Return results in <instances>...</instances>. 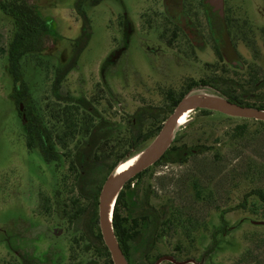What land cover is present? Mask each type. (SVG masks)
Listing matches in <instances>:
<instances>
[{
  "label": "rangeland",
  "instance_id": "1",
  "mask_svg": "<svg viewBox=\"0 0 264 264\" xmlns=\"http://www.w3.org/2000/svg\"><path fill=\"white\" fill-rule=\"evenodd\" d=\"M28 3L38 8L49 31L42 52L21 59L24 84L19 93L7 60L14 27L0 9V27L8 29L0 54V264H107L90 216L69 218L79 197L78 173L69 166L77 147L88 139L84 129L108 122L109 145H117L114 154L96 162L92 192L102 188L111 167L138 154L126 142L140 110L166 112L170 95L177 97L190 86L189 93L216 94L204 86L215 78L237 81L245 89L253 77L264 80V0ZM218 14L229 33L228 46L220 48L222 57L211 35V28L220 27ZM129 26L133 32L126 39ZM114 51L119 52L115 63L105 65ZM67 67L70 71L61 78ZM58 78L59 93L69 100L55 95ZM255 93L264 95V88ZM20 106L23 113L33 108L52 133L57 162L27 147ZM66 117L76 129L69 137L63 135ZM191 117L171 145L193 152L186 162L154 164L131 179L120 208L130 223L128 203L134 215L138 207L132 200L142 203L150 192V209L163 221L179 214L181 223L167 229L149 253L146 248L133 252L136 264L159 255L191 259L190 264H264V202L251 194L264 190V125L217 112ZM153 125L157 122L148 117L143 132ZM80 204L88 207L90 200L82 198Z\"/></svg>",
  "mask_w": 264,
  "mask_h": 264
},
{
  "label": "trees",
  "instance_id": "2",
  "mask_svg": "<svg viewBox=\"0 0 264 264\" xmlns=\"http://www.w3.org/2000/svg\"><path fill=\"white\" fill-rule=\"evenodd\" d=\"M101 0H94V4H97ZM0 9L12 19L14 27V37L13 41L9 43L7 49V60H8V72L12 76L15 90L19 93L24 84L22 76L20 73L21 69V59L33 56V54L41 53V45L48 35L47 24L43 21L40 11L34 5H30L28 0H0ZM220 17V15L218 14ZM220 27L218 29L211 28V35L216 44L215 48L217 50L216 54L218 57H222L221 45L227 44V39L225 38V32H228L226 27L227 23L224 18L220 17ZM129 24V23H128ZM132 29V30H131ZM126 30L127 33L125 38L127 39L133 32V28L129 26ZM218 30V31H217ZM229 33H227L228 35ZM79 40V39H78ZM78 40L75 41L78 42ZM119 52L114 51L105 60V65L110 62L115 63ZM73 60L70 64L71 68L74 69L77 66V62L80 56V50L73 52ZM69 68H66L65 72L59 73L61 78L68 74ZM61 79L55 83V95H57L58 100L64 101L69 100L59 93V87ZM17 86H19L17 88ZM204 86H209L213 89L216 94H219L227 99L241 104L256 107L264 110V95H256L255 91H259L264 88V80L256 79L253 77L250 86L245 89L244 86L239 84L237 81L226 80L224 78H215L212 81L205 83ZM192 86L188 90L181 92L177 97L170 95L171 105L168 107V111L163 110L156 111H142L140 110L137 117L131 121L132 133L127 139L126 144L135 152H140L146 147V143L157 136L166 117L163 115L171 114L179 101L191 90ZM22 95V94H21ZM20 95V96H21ZM85 104L83 101L80 103ZM83 107V106H82ZM85 108V107H84ZM163 112V113H162ZM203 114H209L213 111L200 110L197 111ZM19 115L23 120L24 129L26 132V143L27 147L31 150L39 149L44 159L48 162H57L59 159V153L56 150V143L52 137V133L47 131L44 126L43 120L40 115L33 110L29 109L26 113L19 111ZM67 116V114H65ZM150 117L152 120L157 122L156 127L150 126L153 130L146 133L143 132L144 122ZM163 117V118H162ZM257 121V120H255ZM67 131L63 133L66 136L75 135V125H73L69 118L66 117ZM259 124L264 125L263 121H257ZM108 122L104 123L100 121L97 125H88L84 129V133L87 136V141L83 142L79 147H77L73 159L70 163L69 168L75 171L77 174L76 187L78 189L79 197L73 200L74 206L73 211L70 213V220H80L84 215L89 217L91 224V230L96 228V238L99 241L103 253L107 258V264H113L108 248L105 246L102 235L99 228V218H98V198L101 187L95 188L92 192H89V187L92 184L90 179V174L96 167V162L99 158L108 157L115 153L117 145L110 146L108 139L110 138V131L104 130L108 125ZM102 156H98L97 154ZM193 153V152H190ZM188 151H185L182 147L171 146L163 157L155 164L159 165L161 163L169 162H181L185 163L188 155ZM125 156V155H124ZM122 156V158H124ZM121 159V158H120ZM123 161L126 159H122ZM116 165L110 168V172L115 169ZM148 169L138 174L134 179L141 177ZM132 179V180H134ZM132 180L128 181L120 192L114 210L113 216V226L122 248V251L127 258L129 264H136L134 259V253L146 248V253L156 245L157 242H162L165 232L170 229L172 225H179V214H173L168 217L167 221H163L160 214L152 212L149 206L150 192H145L144 200L139 203L137 199L132 200L133 205L138 207L133 215V209L130 208V203H128V212L133 220L129 223L128 218L123 216L121 213V206L124 205L125 197L130 191ZM102 185V184H101ZM129 190V191H128ZM133 190V189H132ZM252 196H257L260 200L264 202V190H255L251 193ZM250 194V195H251ZM90 200V205L82 206L80 204V199ZM197 199H200V192L197 193ZM138 203V204H137ZM181 223V222H180ZM93 226V227H92ZM90 227V226H89ZM169 227V228H167ZM94 231V230H93ZM134 249V251H133ZM162 255L149 258L146 263L141 264H154ZM166 264H172L170 262H165ZM93 264V263H89Z\"/></svg>",
  "mask_w": 264,
  "mask_h": 264
},
{
  "label": "water",
  "instance_id": "3",
  "mask_svg": "<svg viewBox=\"0 0 264 264\" xmlns=\"http://www.w3.org/2000/svg\"><path fill=\"white\" fill-rule=\"evenodd\" d=\"M200 110L213 111L234 118L264 122V110L262 109L235 103L219 94H186L179 101L172 114L165 120L154 140L136 154L140 156L138 163L131 169L120 174H116V167L102 185L98 202L99 228L103 242L109 250L113 264H129L119 244L113 226L115 205L120 192L128 181L156 164L171 147L179 129V119L181 115L185 112H191L192 115ZM20 111H22V106H20ZM192 120L193 118L190 116L183 127H187ZM112 201L113 207L110 214ZM164 262H170L172 264L194 263L191 259L187 261H178L173 256L165 255L160 257L154 264H163Z\"/></svg>",
  "mask_w": 264,
  "mask_h": 264
},
{
  "label": "bare ground",
  "instance_id": "4",
  "mask_svg": "<svg viewBox=\"0 0 264 264\" xmlns=\"http://www.w3.org/2000/svg\"><path fill=\"white\" fill-rule=\"evenodd\" d=\"M190 116H191V112H185L181 115V117L179 119V128H181L188 121ZM139 159H140L139 155H134V156L122 161L117 166V173L116 174H120L124 171L131 169L132 167H134L138 163ZM112 207H113V201H112L111 206H110V214L112 212Z\"/></svg>",
  "mask_w": 264,
  "mask_h": 264
},
{
  "label": "crops",
  "instance_id": "5",
  "mask_svg": "<svg viewBox=\"0 0 264 264\" xmlns=\"http://www.w3.org/2000/svg\"><path fill=\"white\" fill-rule=\"evenodd\" d=\"M8 32V29L3 26L0 27V54L4 53V46H5V41H4V34ZM6 36V35H5ZM7 37V36H6Z\"/></svg>",
  "mask_w": 264,
  "mask_h": 264
},
{
  "label": "flooded vegetation",
  "instance_id": "6",
  "mask_svg": "<svg viewBox=\"0 0 264 264\" xmlns=\"http://www.w3.org/2000/svg\"><path fill=\"white\" fill-rule=\"evenodd\" d=\"M166 3L168 4V1H166ZM168 5H169V4H168ZM179 21L181 22V21H182V19H180ZM241 30H242V29H241ZM225 34H227V33L225 32ZM102 252H103V251H102ZM104 256H105V255H104Z\"/></svg>",
  "mask_w": 264,
  "mask_h": 264
}]
</instances>
